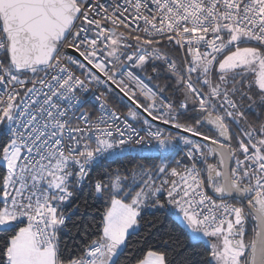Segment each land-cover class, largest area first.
Wrapping results in <instances>:
<instances>
[{
	"label": "snow or ice",
	"instance_id": "6c2138e0",
	"mask_svg": "<svg viewBox=\"0 0 264 264\" xmlns=\"http://www.w3.org/2000/svg\"><path fill=\"white\" fill-rule=\"evenodd\" d=\"M0 264H264V0H0Z\"/></svg>",
	"mask_w": 264,
	"mask_h": 264
}]
</instances>
